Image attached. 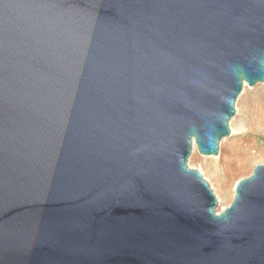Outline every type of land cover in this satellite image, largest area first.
I'll list each match as a JSON object with an SVG mask.
<instances>
[{"label": "water", "instance_id": "1", "mask_svg": "<svg viewBox=\"0 0 264 264\" xmlns=\"http://www.w3.org/2000/svg\"><path fill=\"white\" fill-rule=\"evenodd\" d=\"M264 82V0H0V264H264V164L218 155Z\"/></svg>", "mask_w": 264, "mask_h": 264}, {"label": "rangeland", "instance_id": "2", "mask_svg": "<svg viewBox=\"0 0 264 264\" xmlns=\"http://www.w3.org/2000/svg\"><path fill=\"white\" fill-rule=\"evenodd\" d=\"M231 135L223 138L218 155H203L196 147L189 165L200 170L218 198L222 211L234 199L237 182L264 164V82L245 85L230 121Z\"/></svg>", "mask_w": 264, "mask_h": 264}, {"label": "bare ground", "instance_id": "3", "mask_svg": "<svg viewBox=\"0 0 264 264\" xmlns=\"http://www.w3.org/2000/svg\"><path fill=\"white\" fill-rule=\"evenodd\" d=\"M245 85H246V84H245ZM196 147H197V145H196V143L194 142L192 152H195ZM225 208H226V207H225ZM225 208H224V209H225ZM224 209H223V210H224ZM223 210H222V211H223Z\"/></svg>", "mask_w": 264, "mask_h": 264}]
</instances>
